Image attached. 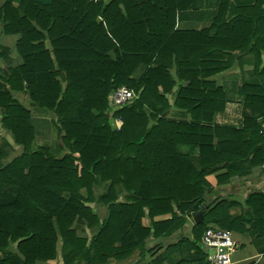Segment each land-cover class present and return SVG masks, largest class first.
Instances as JSON below:
<instances>
[{
  "label": "trees",
  "instance_id": "1",
  "mask_svg": "<svg viewBox=\"0 0 264 264\" xmlns=\"http://www.w3.org/2000/svg\"><path fill=\"white\" fill-rule=\"evenodd\" d=\"M3 1L0 36H16L22 63L0 70V128L21 151L9 157L11 145L0 141V264L46 262L58 252L63 264H107L143 253L148 238L170 237L207 203V176L225 171L220 184L264 165V0H217L207 27L185 30L177 19L194 16L200 0ZM9 52L0 47V56ZM245 64L252 70L237 86L241 125L219 126L228 102L219 75ZM120 87L134 98L113 109ZM14 94L54 115L62 156L33 148L31 110ZM171 110L187 120L167 119ZM242 203L240 219L226 199L207 203L192 238L172 248L198 251L207 226L237 231L245 219L264 236V195ZM77 225L94 232L80 237ZM198 253L197 264H207Z\"/></svg>",
  "mask_w": 264,
  "mask_h": 264
},
{
  "label": "crops",
  "instance_id": "2",
  "mask_svg": "<svg viewBox=\"0 0 264 264\" xmlns=\"http://www.w3.org/2000/svg\"><path fill=\"white\" fill-rule=\"evenodd\" d=\"M38 1L49 3L51 0ZM89 1L96 3L98 0ZM100 1L106 2L108 0ZM3 2V0H0V6ZM14 5L16 4L14 3ZM187 14L186 16L181 17V19H177L176 29L185 30L190 28H201L196 26L197 24H200V22H195L194 17L191 18ZM181 25H183V27ZM15 40L16 36H0V47L11 51L7 55L4 54L3 56H0V70L13 68L22 63L14 48ZM14 95L17 100H19L17 96L20 95L22 98H27V96L23 94ZM226 96L228 102L226 104L225 111L216 116L215 124L219 126L239 127L241 125V98L237 94H232L228 91L226 92ZM231 102H233V104ZM235 106V111H230V108ZM30 110L33 111V109ZM169 115L171 116L170 118H172L171 120L174 121L187 120V117L179 111L169 113L168 116ZM243 171L245 172L243 176L235 175L229 177L228 179L223 177L226 181L220 184L217 183L218 177L225 173L223 170L205 178L211 188L209 194H206L207 203H210L211 201H220L222 199L230 201L233 206L229 208L228 213L232 218L237 217L240 219V217H245L242 214V202L247 196L252 194L264 195V165H247ZM104 214L105 211L102 215L99 214V217L102 218ZM169 218L170 215L159 216L155 218V221L167 220ZM193 224L194 223L190 215V217L187 218L185 225L181 229L175 231L170 237L162 239L153 237L148 238L146 240V247L143 253L135 251L131 256L124 260H109L107 264H151L156 260V264H197V262L201 259L198 251L205 255V261L208 264L207 253L200 248V243L199 246L197 245V248L199 247L197 249L198 251L192 249L191 245H188L187 247L185 243L179 246V248H172L176 246L180 239H183L184 237H188L190 239L192 238L191 229ZM237 227L239 230L230 231L232 238L237 245V251L232 255L233 261L237 264H264V236H259L253 232L246 219L245 221H241ZM79 228L80 229L77 228L76 231L80 237H89L94 232V229L87 230L82 225H80ZM207 228L219 229L214 226H207ZM36 264H63V262L58 252L54 260L37 262Z\"/></svg>",
  "mask_w": 264,
  "mask_h": 264
},
{
  "label": "rangeland",
  "instance_id": "3",
  "mask_svg": "<svg viewBox=\"0 0 264 264\" xmlns=\"http://www.w3.org/2000/svg\"><path fill=\"white\" fill-rule=\"evenodd\" d=\"M216 2L217 0H200L197 3L196 11L194 13L190 12L194 14V16L189 15L191 18L194 17L195 22H200V24H197L196 26H199V27L206 26L207 27L209 25V20L212 17L213 12L215 11ZM181 26L183 27V25ZM185 26L188 27L187 25ZM248 58L249 57L245 59H248ZM251 70H252V66L245 64L242 67V71L238 70L237 68H235V70L225 71L219 75L217 84L221 85L224 88L225 94L227 91L232 94H237V86L239 84L240 77L245 78L247 76V73H249ZM140 72H141V69H138L135 72L134 77H137ZM17 97L19 99L18 101L21 102L22 106L28 109H31L30 102H28L29 100L27 98H22L21 95ZM173 99H174L173 96L172 98H169L170 103L173 101ZM231 103L233 104V102ZM235 108L236 106L231 107L230 111H235ZM172 112H176V111L171 110L170 113ZM241 112H242V109L240 111V114ZM30 114H31V124L34 129V137H35L34 142H33V148L48 147L54 156L56 157L62 156L64 153L62 150L58 148V145L56 142L57 141V131L54 125V121H55L54 115L47 111H36V110L31 111ZM170 117L171 116L169 115L166 118L171 120L172 118ZM263 123H261L260 126H262ZM109 125L111 129L118 130L121 126V122L119 120L109 119ZM0 141L11 145L9 157L16 156L17 154L20 153L21 151L20 148L13 145L10 133L5 132L3 129H1V140ZM105 188H106V184H103L101 187L100 186L94 187L93 191H94L95 197H98L101 193H103L105 191ZM119 197L122 198V196H119ZM91 207H93L97 212H99L100 215L104 213V208L98 205L97 203L92 204ZM78 226L79 225H77V228L80 229L79 228L80 226L79 227Z\"/></svg>",
  "mask_w": 264,
  "mask_h": 264
},
{
  "label": "built area",
  "instance_id": "4",
  "mask_svg": "<svg viewBox=\"0 0 264 264\" xmlns=\"http://www.w3.org/2000/svg\"><path fill=\"white\" fill-rule=\"evenodd\" d=\"M134 98L133 93L123 87L112 91L109 101L112 108H120ZM260 134L264 137V123ZM202 249L207 253L208 264H237L232 255L237 251L230 232L222 229L207 228L200 239ZM210 253V254H209Z\"/></svg>",
  "mask_w": 264,
  "mask_h": 264
},
{
  "label": "water",
  "instance_id": "5",
  "mask_svg": "<svg viewBox=\"0 0 264 264\" xmlns=\"http://www.w3.org/2000/svg\"><path fill=\"white\" fill-rule=\"evenodd\" d=\"M207 207L206 203H202L197 211L191 213V218L195 225L201 224L203 220V212Z\"/></svg>",
  "mask_w": 264,
  "mask_h": 264
}]
</instances>
